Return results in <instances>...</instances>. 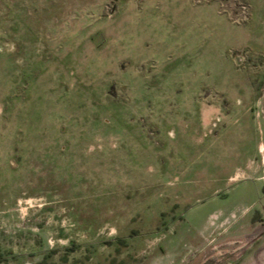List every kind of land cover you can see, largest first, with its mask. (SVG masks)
Listing matches in <instances>:
<instances>
[{
	"label": "rangeland",
	"instance_id": "1",
	"mask_svg": "<svg viewBox=\"0 0 264 264\" xmlns=\"http://www.w3.org/2000/svg\"><path fill=\"white\" fill-rule=\"evenodd\" d=\"M0 264H264V0H0Z\"/></svg>",
	"mask_w": 264,
	"mask_h": 264
},
{
	"label": "crops",
	"instance_id": "2",
	"mask_svg": "<svg viewBox=\"0 0 264 264\" xmlns=\"http://www.w3.org/2000/svg\"><path fill=\"white\" fill-rule=\"evenodd\" d=\"M247 114H244V116H243V119H244V121L242 122V128H248V125L251 123L249 120H248V117L246 116ZM253 122V121H252ZM240 138V137H239ZM240 139H242V140H244V139H246V140H248V139H250V138H248L247 136H243V137H241Z\"/></svg>",
	"mask_w": 264,
	"mask_h": 264
}]
</instances>
